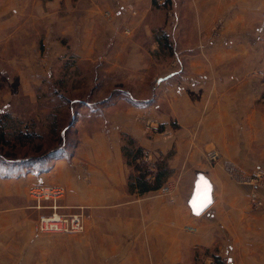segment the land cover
I'll list each match as a JSON object with an SVG mask.
<instances>
[{
  "label": "rangeland",
  "instance_id": "374dc122",
  "mask_svg": "<svg viewBox=\"0 0 264 264\" xmlns=\"http://www.w3.org/2000/svg\"><path fill=\"white\" fill-rule=\"evenodd\" d=\"M8 1L0 0L1 3ZM48 1L52 0H32V4ZM176 1L177 4L173 0L166 4L156 0L153 4L151 0L148 9L140 12L126 5L124 16L144 18L132 35L139 45V39L142 40V50L148 56L143 58V69L140 68L142 76H148L147 81L131 79L129 91L134 97H150L154 93L160 103L157 107L148 102V114L140 118L144 145L118 124L113 125V106L107 105L110 100L104 102L111 90L107 86L102 90L96 88L99 79L107 83L111 74L101 70L99 57H77L70 51L75 44L71 36L62 33L63 25H60L69 17L60 23L53 20L50 25L44 24L39 17L43 10L28 5L16 13L14 19L9 10L0 15V175L45 172L57 157L69 155L74 149H91L93 145L111 148L117 143L126 153L154 149L143 150V156L132 162L124 155L129 172L127 183L138 173V167L155 172L157 165L162 164L169 171L163 184H169L173 197L170 201L169 195L156 190L146 192L141 205L131 202L129 197L109 209L91 211L90 206L84 207L82 232L44 234L47 237L40 245L29 243L31 234H20V239L11 243L9 255H0V264H123L124 256H107L106 249L112 240L124 245L136 243V252L142 255L138 264H264V207H256L251 197V192H256L264 200V0H259V7L254 9L251 2L255 0H244L249 3V9L244 11L247 16L242 18L245 24L238 27L236 34H230L236 46L239 45L236 47L239 53L235 58L221 61L222 70H226L224 65L239 67L238 72L229 73L226 81L235 75L236 80L243 83L237 101L238 91L231 86L228 88L233 101L226 106L227 121L235 128L230 133L235 136L223 167L227 182L222 176H215L218 181L211 178L208 170L221 155L225 157L221 149H209L204 141L199 142L194 146L204 148L195 150L196 161H187L182 149L189 143L177 145V141L172 140L180 126L173 121L172 112L171 128L165 129L163 124L156 132L147 128V124L157 121L155 114H169L168 107L171 108L163 99V93H167L154 87L156 77L161 75L163 67L178 69L184 65L181 50L193 39V35L190 33L189 37L187 33L190 14L197 18L206 15V11H199L197 15V10L186 9L187 0ZM67 2L73 9L78 4L77 0ZM84 3L83 7L88 9V3ZM74 11L65 8L63 16L70 12L74 15ZM55 12L51 11L49 19L56 16ZM98 12L102 18L117 17L115 10L99 7ZM211 12L207 11L209 17H212ZM234 12H216L210 24L212 39H220L224 21ZM80 16L79 13L78 18ZM60 48H65L68 54L57 55L56 50ZM175 52L179 55L175 56ZM132 76H136L134 72ZM119 93L116 91V98ZM132 104L139 108V102ZM201 111L202 107L199 114ZM205 117L202 114L196 119L195 129H200ZM98 134L101 135L96 137ZM235 145L239 149H231ZM156 149L168 150L161 153ZM209 150L219 153L213 163L206 159ZM172 159L178 160L175 166L171 165ZM200 173L213 185L214 202L203 213L192 215L185 201ZM127 190L129 192L128 187ZM33 206L36 207L35 203ZM47 209L42 210L50 214ZM80 210L78 207L72 211ZM137 210L146 211L144 217L131 214ZM110 211L112 213L108 214ZM27 222L31 232L37 223L29 219ZM140 243L148 245L146 256L140 251ZM99 250L105 251V255Z\"/></svg>",
  "mask_w": 264,
  "mask_h": 264
},
{
  "label": "crops",
  "instance_id": "0c3cea01",
  "mask_svg": "<svg viewBox=\"0 0 264 264\" xmlns=\"http://www.w3.org/2000/svg\"><path fill=\"white\" fill-rule=\"evenodd\" d=\"M60 1L52 0L35 4H32V0L0 2V15H5L4 12L9 10L14 19L16 13H20L28 5L32 9L38 6L40 10H43L44 13L40 14L39 17L44 24H51L53 20H59L60 23L62 19L69 17L66 23L61 22L60 25H63L62 33L71 36L75 44L70 51H73L77 57L90 58L93 55L99 57L98 64L101 65V70L107 72L105 74H111V78L107 79V83L99 79L96 88L102 90L107 86L106 88L111 90L104 102L110 100L107 105L113 106L112 114L114 117L111 118L113 125L118 124L131 136L137 138L141 145H144L145 137L141 129L140 118L142 119L148 114V108L150 107L148 102H151L152 105L156 104L157 107L160 103H158L159 101H157V96L154 93L150 97H140V95L134 97L129 91V81L131 79H135L136 82L147 81L148 76H142L141 69H143V58L146 57L147 59L148 56L146 51L142 50V40L139 39V45L134 41L132 35L134 28L142 25L144 18L124 15L127 4L132 5L136 12H140L148 9L151 0H77L78 4L74 9L67 0H64L63 5L60 7ZM255 1L256 4H254ZM255 1L251 2L252 9L258 8L260 5L259 0ZM84 2H86V5L88 3V9L83 7ZM173 2L177 4V1L173 0ZM248 4L244 0H187L185 3L186 9L197 10V15L199 11H206V15L203 18H197L193 16V13L190 14L187 33L189 37L192 34L193 39L181 50L184 65L178 69H171L169 66L163 67L161 75L155 79L154 87L162 88L163 92L167 93H163V99L171 105V108L168 107L169 114L159 112L155 114V119H157L159 125L163 124L165 129L171 128L169 120L172 112L173 121L180 125L172 140L177 141V145L189 143L184 145L185 149H182L189 162L196 161V149L204 148L194 146V144L204 141L203 143L210 146L209 149L213 147L221 149L225 157L221 155L220 160L214 167L208 169L211 178L217 181L218 179L215 176H222L221 179L227 182V175L223 167L226 157L229 155V145L233 143L232 139L235 136V134H230L235 128L230 121H227L229 118L227 117L226 106L233 101L228 88L231 86L235 91H238L236 93L237 101L239 100V87L243 84L236 80L235 75L231 80L226 81L229 73L238 72L239 67L224 65L226 70H222L221 61L235 58L239 53V50L236 49L239 45L236 46V42L230 34H236L238 27L245 24L242 18L247 16L244 11L249 9L247 8ZM57 7H60V9L57 10ZM64 7L66 9L70 8L71 12L75 10V14L73 15L70 12L69 15L63 16ZM99 7L115 10V16L117 17L113 19L102 18L98 12ZM55 10L56 16L49 19L48 16H50L51 11ZM81 10L83 11L81 12ZM224 10L235 12L224 21L223 34L220 39H212L209 36L210 24L216 12ZM207 11H212L210 15L212 17L208 16ZM79 13L80 18H78ZM119 25L124 27L119 29L117 28ZM144 26L147 27V25ZM89 42H92V45H89ZM56 52L60 57L68 54L65 48H60ZM177 54L179 55V52H175V56ZM219 71H222L223 74ZM133 72L136 75L135 77L132 76ZM154 90L152 88V91ZM116 91L120 92L118 98L115 97ZM134 101L139 102V108L132 104ZM189 105L192 109H188ZM196 106H198L197 109ZM201 107L202 113L199 114ZM202 114H205L206 117L200 129H195V121ZM100 135L98 134L96 137ZM93 143L95 142L93 141ZM231 149L239 148L235 145V147L231 146ZM156 150L165 153L168 149ZM176 160L172 159V166H175ZM128 173L123 151L115 143L111 148L93 145L91 149H74L71 154H64L61 158L55 159V162L45 172L33 171L15 176L0 175V255L6 253L9 255L11 243L19 240L20 234H31L29 243L35 242L38 245L42 244L40 243L41 240L47 237L40 233L35 225L31 232L28 231V225H26L28 219L35 224L37 223L36 220L38 221L42 215H48L46 210H42L46 208L38 209L33 206L34 201L27 194L30 186H63L65 194L58 201V205L59 212L64 214L74 213L73 208L78 207L90 206L91 211L109 209L115 207V203L129 197L131 202L141 205L148 193H129L127 190ZM111 213L112 211L108 212V214ZM131 214H138L137 217H140L141 214V217H144L146 211L137 210ZM111 242L113 243L109 244L106 249L107 256L121 258L122 255L125 257L123 264L139 263V258L142 255L136 252V243L130 242L125 244L127 248H122L125 246L123 243L117 240ZM139 246L140 251H144L143 256H146L148 245L140 243ZM98 252L105 255V251L99 250Z\"/></svg>",
  "mask_w": 264,
  "mask_h": 264
},
{
  "label": "built area",
  "instance_id": "2783aa9c",
  "mask_svg": "<svg viewBox=\"0 0 264 264\" xmlns=\"http://www.w3.org/2000/svg\"><path fill=\"white\" fill-rule=\"evenodd\" d=\"M158 126L159 123L157 121L147 124V128H149V130H154V132L157 131ZM218 157L219 153L215 150H209L206 153V159L209 163L215 162ZM158 190L165 196L169 195V200L173 201L169 184H163ZM64 194L65 189L61 185H32L28 188V195L34 201L36 207H46L51 211L50 214L42 215L38 219L36 228L40 233L66 234L78 233L84 230L85 220L82 207H80V211L74 213H59L58 201L64 197ZM251 197L256 207H264V200L258 197L256 192H251Z\"/></svg>",
  "mask_w": 264,
  "mask_h": 264
},
{
  "label": "trees",
  "instance_id": "16d2710c",
  "mask_svg": "<svg viewBox=\"0 0 264 264\" xmlns=\"http://www.w3.org/2000/svg\"><path fill=\"white\" fill-rule=\"evenodd\" d=\"M164 2L167 4L170 2V0H164ZM152 3L156 4V0H152ZM122 151L127 158L129 157L130 162H132L133 160L136 161L138 157L141 158L143 156L142 149H136L135 151L129 150L128 153H126V151L124 152V150ZM61 157L62 156H59L56 159ZM136 171L138 173L130 177L127 183V187L129 189V192L131 193L132 192L145 193L149 191L158 190L163 185V182L165 181L169 173L166 166L162 164L157 165L155 172L150 171L146 167H144V169L142 167H138ZM148 176H151L152 179L151 178L149 179ZM216 264H221V263L217 262Z\"/></svg>",
  "mask_w": 264,
  "mask_h": 264
},
{
  "label": "water",
  "instance_id": "95a60500",
  "mask_svg": "<svg viewBox=\"0 0 264 264\" xmlns=\"http://www.w3.org/2000/svg\"><path fill=\"white\" fill-rule=\"evenodd\" d=\"M196 179L193 182L191 192L189 196L186 199V205L189 208L192 215H199L203 213L205 210L209 208V206L213 202V185L210 181H208V177L203 175L202 173L196 175ZM205 185H207L208 188V197L210 199V203H207L203 207H200V204L203 202L202 197L204 193ZM199 197V199H198ZM197 202V207H200L199 213H197V208L193 207V202Z\"/></svg>",
  "mask_w": 264,
  "mask_h": 264
},
{
  "label": "snow or ice",
  "instance_id": "6c2138e0",
  "mask_svg": "<svg viewBox=\"0 0 264 264\" xmlns=\"http://www.w3.org/2000/svg\"><path fill=\"white\" fill-rule=\"evenodd\" d=\"M199 199V197H198ZM202 203L200 204V207H203L204 205H206L207 203H210V199L208 197V188H207V185H205V188H204V193H203V197H202ZM193 207L194 208H197V213H199V210H200V207H197V202L194 201L193 202Z\"/></svg>",
  "mask_w": 264,
  "mask_h": 264
}]
</instances>
